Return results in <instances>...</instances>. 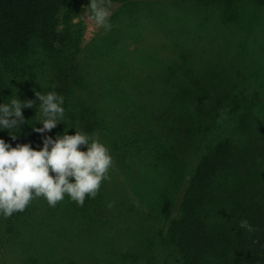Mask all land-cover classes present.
I'll return each instance as SVG.
<instances>
[{"label":"trees","instance_id":"trees-1","mask_svg":"<svg viewBox=\"0 0 264 264\" xmlns=\"http://www.w3.org/2000/svg\"><path fill=\"white\" fill-rule=\"evenodd\" d=\"M166 1L110 0L85 44L89 0H0V102L55 91L66 109L43 134L24 109L0 139L39 150L69 126L113 157L83 207L0 216V264H264V0Z\"/></svg>","mask_w":264,"mask_h":264},{"label":"clouds","instance_id":"clouds-1","mask_svg":"<svg viewBox=\"0 0 264 264\" xmlns=\"http://www.w3.org/2000/svg\"><path fill=\"white\" fill-rule=\"evenodd\" d=\"M110 7V0H89L86 6L90 19L105 32L112 29ZM35 95L40 102L38 107L35 100L21 101L16 93L8 103L0 102V131L20 129L27 122L24 109L36 108L37 114L42 115L39 123L42 127L34 128L41 134L51 132L63 122L66 111L63 96L55 91H40ZM68 128L55 138L45 136L39 150L31 144L13 147L0 139V216L8 218L23 212L36 198L42 197L49 207H56L67 196L83 207L86 198L94 199L98 195L113 165L110 149L98 134L75 128V134L69 135ZM9 136L13 141L17 139L16 134ZM239 227L254 231L246 219L240 221Z\"/></svg>","mask_w":264,"mask_h":264},{"label":"rangeland","instance_id":"rangeland-1","mask_svg":"<svg viewBox=\"0 0 264 264\" xmlns=\"http://www.w3.org/2000/svg\"><path fill=\"white\" fill-rule=\"evenodd\" d=\"M166 1V0H164ZM168 1V0H167ZM166 1V2H167ZM118 8V5H114L110 10L113 14V12ZM170 8V7H169ZM85 12H88V10L86 8H83L76 20L77 23H81L84 27V43L87 44V43H91L94 39H96L97 35H100L102 33V29H99L95 24L94 22L90 19V16H91V13L88 12V15L86 16L85 15ZM112 16V15H111ZM178 22V20H176V23ZM217 28L218 25L216 26ZM220 29V28H219ZM262 33V31L260 32ZM263 34V33H262ZM211 38H213V36H211ZM211 38H208L209 40ZM259 39H262L264 40V38H260ZM206 41V44H210V41ZM264 45V44H263ZM104 89H102L101 91H103Z\"/></svg>","mask_w":264,"mask_h":264}]
</instances>
